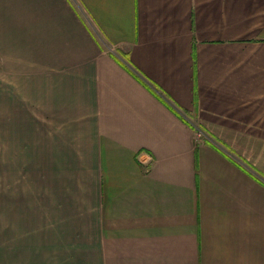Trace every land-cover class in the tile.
I'll return each instance as SVG.
<instances>
[{
	"label": "crops",
	"instance_id": "obj_1",
	"mask_svg": "<svg viewBox=\"0 0 264 264\" xmlns=\"http://www.w3.org/2000/svg\"><path fill=\"white\" fill-rule=\"evenodd\" d=\"M0 68V264H264V0H0Z\"/></svg>",
	"mask_w": 264,
	"mask_h": 264
},
{
	"label": "rangeland",
	"instance_id": "obj_2",
	"mask_svg": "<svg viewBox=\"0 0 264 264\" xmlns=\"http://www.w3.org/2000/svg\"><path fill=\"white\" fill-rule=\"evenodd\" d=\"M1 71V68H0ZM2 114H0V251L4 249V243H5V220L9 221V213L6 212V204H5V195L9 194L10 189L9 187V181L5 179V162L3 159V122H2ZM197 133V139H211L214 135L209 132L201 129L200 127L196 128ZM19 180V179H18Z\"/></svg>",
	"mask_w": 264,
	"mask_h": 264
},
{
	"label": "bare ground",
	"instance_id": "obj_3",
	"mask_svg": "<svg viewBox=\"0 0 264 264\" xmlns=\"http://www.w3.org/2000/svg\"><path fill=\"white\" fill-rule=\"evenodd\" d=\"M199 138V137H198ZM199 139H202V138H199Z\"/></svg>",
	"mask_w": 264,
	"mask_h": 264
}]
</instances>
